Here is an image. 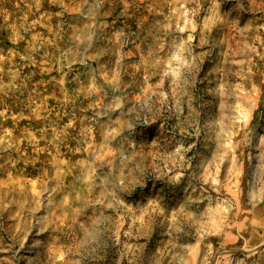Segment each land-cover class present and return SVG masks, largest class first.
I'll return each instance as SVG.
<instances>
[{"label": "rangeland", "instance_id": "374dc122", "mask_svg": "<svg viewBox=\"0 0 264 264\" xmlns=\"http://www.w3.org/2000/svg\"><path fill=\"white\" fill-rule=\"evenodd\" d=\"M245 8L0 0V264H264V0Z\"/></svg>", "mask_w": 264, "mask_h": 264}, {"label": "clouds", "instance_id": "9594fccd", "mask_svg": "<svg viewBox=\"0 0 264 264\" xmlns=\"http://www.w3.org/2000/svg\"><path fill=\"white\" fill-rule=\"evenodd\" d=\"M247 2V0H236V7H237V10L240 12V13H243L244 11H246L247 9L245 8V3ZM132 132H135V128H132L131 129ZM102 231L101 229H97L96 230V234H94L92 236V240H97L98 238V234L99 232ZM100 243L98 242L96 244V247H100ZM93 251H95V248H93ZM94 264H99V259H97L96 261H94Z\"/></svg>", "mask_w": 264, "mask_h": 264}]
</instances>
